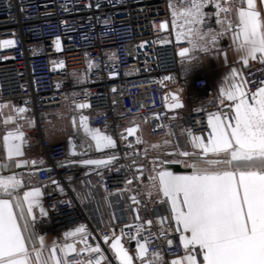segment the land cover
Segmentation results:
<instances>
[{"label":"built area","instance_id":"built-area-1","mask_svg":"<svg viewBox=\"0 0 264 264\" xmlns=\"http://www.w3.org/2000/svg\"><path fill=\"white\" fill-rule=\"evenodd\" d=\"M187 2L0 0V104L26 109L20 117L25 144L39 160L27 178L32 187L40 188L48 213L37 215L34 228L44 237L52 236L58 249L66 244L75 247V252H58L67 264H87L88 259L95 264L98 254L80 251L85 243L100 245L105 257L101 264H119L110 245L113 232L121 235V229V242L133 264H141L132 237L138 235L136 225L146 220L152 225L144 224L139 235L148 240L149 253L158 252L163 264L184 255L175 222L162 225L158 219L169 215L168 206L155 195L150 197L146 188L147 177L155 174L151 169L157 155L145 153L138 137L125 130L135 119L151 138L169 133L178 140L187 136L188 129L207 137L208 115L228 111L224 105L230 102L222 104L221 98L213 97L207 84L204 57L213 49L193 51L190 55L195 59L190 65L185 61L190 70L182 69L178 52L189 45L177 40L181 25L176 20L174 25L173 13ZM204 11L209 13L207 26L219 30L214 0ZM161 23L167 26L161 28ZM241 79L254 91L264 81V62L244 68ZM174 86L204 93L206 101L193 111L169 112L165 98ZM79 104L90 106L78 108ZM81 117L87 118L89 128L112 136L116 147L97 150L83 132ZM59 118L70 121L66 136L76 155H69L63 141L47 137V127ZM110 155L119 158L110 166L89 168L77 163ZM133 161L144 166L143 179ZM133 196L138 205L133 204ZM81 225L85 233L61 235Z\"/></svg>","mask_w":264,"mask_h":264},{"label":"snow or ice","instance_id":"snow-or-ice-1","mask_svg":"<svg viewBox=\"0 0 264 264\" xmlns=\"http://www.w3.org/2000/svg\"><path fill=\"white\" fill-rule=\"evenodd\" d=\"M212 3L213 0H188L173 13L174 18L179 16L184 21L176 38L189 45L181 47L178 52L183 71L190 70L185 61L190 65L195 59L190 53L210 51L228 32H231L243 65L247 66L250 60L256 59L264 62V0H259L260 7L257 0H214L215 22L220 26L219 30L207 26L209 13L204 8ZM173 23L175 25V19ZM166 26V23L160 25L161 28ZM2 43L11 44L13 41ZM238 74V70L232 68L225 77L227 87H221L220 96L222 104L225 100L230 102L224 105L228 111L208 115L210 131L207 137L188 129L186 140L191 150L173 148L168 156L153 158L151 171L156 175L147 177L148 195L151 197L154 192L160 203L168 206L169 215L158 219L162 225L165 221L175 222L174 230L179 233V243L184 250V255L171 259L170 264H264V81L252 91L245 87L247 80L233 82ZM89 106L77 105L78 108ZM182 106L179 101L171 105ZM3 107L0 105V109ZM18 111L23 113L26 109L19 108ZM86 119L81 117V125L85 134L95 142L97 150L116 147L112 136L89 128ZM11 120L13 116L8 115L5 123ZM138 127L135 125L125 131L131 136ZM24 142V133L18 127L4 135L8 160L23 156ZM163 143L166 146L169 141ZM152 147L160 148L161 145ZM118 159L110 155L80 163L110 166ZM28 163L27 160L15 161L17 167ZM31 163L35 165L36 161ZM132 164L137 168L138 177L143 179L144 166L136 161ZM171 164L183 165L185 171L174 172L167 167ZM126 183L130 185L132 181ZM22 186L23 180L15 173L0 175V264H67L58 252H75V247L66 244L58 249L55 242L49 246L44 236L35 231L36 210L41 216L48 213L40 199V188H30L21 196ZM131 199L134 205L139 204L135 196ZM135 210L136 219L140 220L138 208ZM144 224L151 226L152 220H146ZM144 224L136 225L138 235L132 237L137 241L136 255L141 264H163L160 254L149 253L148 240L139 235ZM77 233H85V226L81 225L66 235ZM123 235V229L121 235L113 232L111 250L119 264H133V257L121 242ZM84 239L86 236H82ZM103 240L108 242L109 237L105 235ZM167 243L171 247L173 240L169 239ZM80 251L98 254L95 264H101L105 259L99 244L93 247L85 243ZM87 264H93V260L88 259Z\"/></svg>","mask_w":264,"mask_h":264},{"label":"crops","instance_id":"crops-1","mask_svg":"<svg viewBox=\"0 0 264 264\" xmlns=\"http://www.w3.org/2000/svg\"><path fill=\"white\" fill-rule=\"evenodd\" d=\"M258 7L261 5L259 4V0H257ZM176 22L180 25H183L184 21L179 16H176ZM222 48L223 52H218V49ZM213 51L208 53L204 57V64L207 71V79L209 84V90L213 97L221 98L220 96V89L221 87H227V82L225 77L229 75L232 68H236L238 70V75L236 76V81L241 80V74L244 68H248L255 64L259 59L250 60L247 66L243 65L242 61L239 58L238 52L236 50L235 45L233 44L232 35L226 33L222 39V41L218 42L215 48H212ZM226 54V59H225ZM176 94L178 96L177 99H172L173 103L176 101H181L183 103V111H193L196 110L202 103L206 101L204 93H193L189 88L184 86H174L172 87L168 94ZM0 105H4L2 109H0V165H6V167H0V175H11L15 173L19 178L23 180V186L20 190V194L22 196L23 191H27L31 186L30 180L27 178L29 172L33 171L34 166L37 164L38 157L36 154L27 148L25 142L22 146L23 156L21 157H14L12 160H8L4 144H3V137L9 131H15L18 127L20 131H22V119L21 113L18 111V108L11 105L10 103L4 102ZM8 115L13 116V120L5 123V119ZM137 121V120H136ZM138 122V121H137ZM70 121L68 118H59L49 124L47 127V137L49 140L53 142L58 141H65L67 140L65 128L69 127ZM140 127V124L138 123ZM142 128V127H141ZM83 132L85 133L84 127L82 128ZM143 129V128H142ZM144 130V129H143ZM145 131V130H144ZM23 132V131H22ZM145 137L141 138V135L138 140L142 145V148L145 153L154 154L164 158L168 156L170 152L173 151V148H177V150H191L190 145L187 143L186 137L182 136L181 139L175 140L172 138V135L167 133L161 137L151 138L148 136L147 132L145 131ZM136 135V134H135ZM137 136V135H136ZM89 137V135H88ZM206 137V136H204ZM168 140L169 144L164 145V141ZM25 141V138H24ZM161 145L160 148H153L152 145ZM178 146V147H177ZM178 157H173V159ZM16 160H27L29 163L27 165H22L17 167L15 164ZM35 160L36 164L33 165L31 161ZM172 171L181 173L184 172L185 169L183 165L171 164L168 165ZM156 175V173L154 174ZM153 195L155 193L153 192ZM42 202V196L40 197ZM37 215H39V210H36ZM23 223V221H21ZM72 233V232H70ZM62 236H68L66 234H61ZM46 243L50 246L54 238L52 236H45ZM171 261V260H170ZM169 261V264H170Z\"/></svg>","mask_w":264,"mask_h":264},{"label":"water","instance_id":"water-1","mask_svg":"<svg viewBox=\"0 0 264 264\" xmlns=\"http://www.w3.org/2000/svg\"><path fill=\"white\" fill-rule=\"evenodd\" d=\"M168 99H177L178 98V96L176 95V94H171V93H169L168 94ZM168 99H167V97L165 98V100H166V109L169 111V112H171V111H174V110H178V109H182L183 108V106L182 107H171V105H173V104H176L177 103V101L176 102H174V103H170V102H168ZM179 103H181L182 105H183V103L181 102V101H179ZM71 140L70 139H67L66 141H65V143H66V146H67V149H68V153H69V155H76V153L74 152V150H73V144L70 142ZM90 160H98V159H90ZM79 165H81V166H86V167H97V166H95V165H84V164H81L80 163V161L79 162H77ZM101 166H103V165H101ZM111 246V245H110ZM125 247V246H124ZM126 249V248H125Z\"/></svg>","mask_w":264,"mask_h":264},{"label":"rangeland","instance_id":"rangeland-1","mask_svg":"<svg viewBox=\"0 0 264 264\" xmlns=\"http://www.w3.org/2000/svg\"><path fill=\"white\" fill-rule=\"evenodd\" d=\"M135 125H138V122L135 119H133V120H130L128 122L127 127H133ZM67 128L64 129L66 133H67V130H68ZM135 134L137 135V137L139 139L140 135H141V138H144L146 133H145V131L141 127H138Z\"/></svg>","mask_w":264,"mask_h":264}]
</instances>
